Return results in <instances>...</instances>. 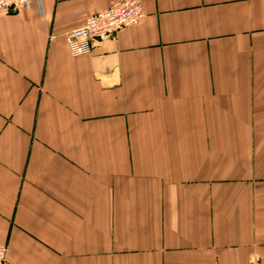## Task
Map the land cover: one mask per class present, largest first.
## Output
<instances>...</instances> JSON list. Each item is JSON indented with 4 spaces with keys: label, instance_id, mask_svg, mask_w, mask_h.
Here are the masks:
<instances>
[{
    "label": "crops",
    "instance_id": "obj_1",
    "mask_svg": "<svg viewBox=\"0 0 264 264\" xmlns=\"http://www.w3.org/2000/svg\"><path fill=\"white\" fill-rule=\"evenodd\" d=\"M118 0L0 12L4 264H264V0Z\"/></svg>",
    "mask_w": 264,
    "mask_h": 264
},
{
    "label": "built area",
    "instance_id": "obj_2",
    "mask_svg": "<svg viewBox=\"0 0 264 264\" xmlns=\"http://www.w3.org/2000/svg\"><path fill=\"white\" fill-rule=\"evenodd\" d=\"M32 4V0H0V12L29 9ZM144 16L139 0L114 1L105 10L88 16L81 26L65 35L68 51L72 57L88 55L122 28L140 23ZM5 260L6 247L0 246V264H4Z\"/></svg>",
    "mask_w": 264,
    "mask_h": 264
}]
</instances>
